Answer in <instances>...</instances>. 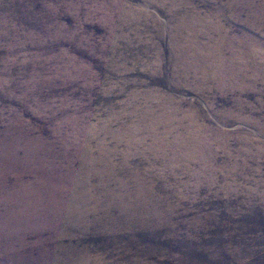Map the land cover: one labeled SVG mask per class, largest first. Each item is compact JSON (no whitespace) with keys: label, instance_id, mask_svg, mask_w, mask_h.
<instances>
[{"label":"rangeland","instance_id":"1","mask_svg":"<svg viewBox=\"0 0 264 264\" xmlns=\"http://www.w3.org/2000/svg\"><path fill=\"white\" fill-rule=\"evenodd\" d=\"M0 264H264V0H0Z\"/></svg>","mask_w":264,"mask_h":264}]
</instances>
